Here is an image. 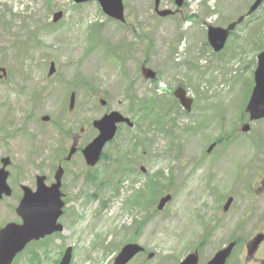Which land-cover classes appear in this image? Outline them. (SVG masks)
Masks as SVG:
<instances>
[{
    "label": "rangeland",
    "instance_id": "1",
    "mask_svg": "<svg viewBox=\"0 0 264 264\" xmlns=\"http://www.w3.org/2000/svg\"><path fill=\"white\" fill-rule=\"evenodd\" d=\"M153 1L124 0L121 23L95 1L0 0V67L7 70L0 82V159H10L7 182L13 190L6 199L12 206H0V225L17 221L13 204L21 196L19 185L34 191L38 174L50 181L57 153H67L80 127L85 128L83 148L97 134L91 122L110 111L133 124L117 126L94 167H87L80 154L71 157L62 189L68 201L59 219L63 232L31 244L12 264H55L66 246L72 247L70 264H112L128 242L145 251L127 264H177L194 250L203 264L233 240L230 219L257 203L264 214L259 191L264 119L250 123L246 133L239 130L248 122L243 109L255 57L264 47V3L235 28L225 50L214 54L206 44L205 23L226 27L254 0H182L179 11L165 18L156 16ZM160 9L177 10L174 0H160ZM56 11L63 16L53 23ZM51 63L54 73L48 76ZM172 63H184L185 72L174 78ZM143 64L156 73L155 82L140 76ZM180 83L193 99L190 112L172 95ZM72 92L75 104L69 110ZM154 93L167 101L163 107L174 108L161 117L160 127L132 113L136 99ZM222 137L228 139L217 142ZM113 170V180L119 181L110 180L111 187L104 188L99 182ZM86 176L94 180L87 183ZM165 193L172 199L157 212ZM146 212L153 214L148 222ZM238 252L228 264H235Z\"/></svg>",
    "mask_w": 264,
    "mask_h": 264
},
{
    "label": "water",
    "instance_id": "2",
    "mask_svg": "<svg viewBox=\"0 0 264 264\" xmlns=\"http://www.w3.org/2000/svg\"><path fill=\"white\" fill-rule=\"evenodd\" d=\"M76 3H82L91 0H74ZM103 12L109 17L123 21L122 0H97ZM159 1L154 0V8L156 14L165 17L171 14L168 10H159ZM263 0H255L249 8L247 15L251 14L258 8ZM178 6L181 5V0H175ZM62 13L57 12L53 16V20L57 21ZM243 20L240 17L236 22L227 26V28L212 27L207 25V38L215 51H219L231 30L235 25ZM142 73L146 78H153L154 72L147 68H142ZM53 73V64H51L49 74ZM254 87L252 89L249 103L246 111L250 114V120H258L264 118V50L257 55V66L253 73ZM185 93H177L187 110H189L190 101H185ZM104 104V101H101ZM73 106V95L70 98V108ZM44 120L46 118H43ZM120 122L130 123L128 119L123 118L118 112H110L104 115L101 119L94 121V126L99 130V135L83 150V155L88 165L93 166L99 159L102 147L110 140L116 130L115 125ZM243 131L247 130L244 126ZM209 147L208 151L212 149ZM74 150H70V154ZM2 167L0 168V198L2 195L9 196L10 189L6 184L8 176L5 167L8 159L1 160ZM43 177H37V189L32 192L27 187H22L24 195L16 209V213L22 219L21 225L8 224L0 231V264H10L15 255L20 252L24 246L31 240H38L46 235L62 230L57 220L61 215L63 202L61 200L60 174L56 176V182L50 187L43 184ZM170 200V196H164L159 200L157 208L160 210ZM231 199L229 198L225 204L227 209ZM233 245L230 244L226 248L219 250L206 264H224L226 258L230 254ZM142 249L137 245L128 244L122 248L120 253L114 260V264H126L136 253ZM71 249L67 248L59 264H69ZM150 257V256H149ZM198 255L196 252L188 254L179 264H197Z\"/></svg>",
    "mask_w": 264,
    "mask_h": 264
},
{
    "label": "flooded vegetation",
    "instance_id": "3",
    "mask_svg": "<svg viewBox=\"0 0 264 264\" xmlns=\"http://www.w3.org/2000/svg\"><path fill=\"white\" fill-rule=\"evenodd\" d=\"M3 76H7V70H4ZM171 110L174 108L171 106ZM79 134H74L70 137L71 144L76 145V151L71 154L70 157L74 156L75 154L81 153V148L79 147V141L82 137L81 134L84 132V127L79 129ZM65 156V155H64ZM64 156L56 158V166L61 164L64 167V174L66 173V164L71 160H65L63 161ZM264 169V164H263ZM145 171V170H144ZM69 175L70 172H67ZM151 175V174H150ZM264 176V172H263ZM85 181L87 183L90 182V177H84ZM261 184V188H259V191L261 192V197L264 200V179L259 180ZM47 182L46 177V183ZM64 181L62 182V188L64 187ZM20 200V198H19ZM19 200L14 199V202L18 204ZM64 201L67 203V196L64 193ZM0 206H11V204L8 203V201L4 198L0 199ZM245 210V209H244ZM262 211L260 207V203H257L256 206L251 205L249 208L245 210V213L243 215L235 216L232 219H230L227 222V225L232 228V234L234 235V238L232 241L227 243L226 245L230 243H234V247L232 249V252L230 256L227 259V263L231 260L233 257L235 251L239 250L240 252L237 253V257L234 259L235 264H264V214L261 213ZM153 214L146 212L145 218L147 221H149L152 218ZM215 224L216 221H213ZM1 227V226H0ZM219 226H217L218 228ZM241 235L243 236V239L241 238ZM225 245V246H226ZM242 256L240 257V255ZM241 258V263H240ZM233 260V259H232ZM231 260V261H232Z\"/></svg>",
    "mask_w": 264,
    "mask_h": 264
},
{
    "label": "bare ground",
    "instance_id": "4",
    "mask_svg": "<svg viewBox=\"0 0 264 264\" xmlns=\"http://www.w3.org/2000/svg\"><path fill=\"white\" fill-rule=\"evenodd\" d=\"M66 25V24H65ZM70 31V30H69ZM69 46V45H68ZM102 54V53H101ZM105 55V54H104ZM110 56V55H109ZM106 57V56H105ZM213 104V103H212ZM215 104V103H214ZM210 107V106H209ZM217 110V109H216ZM215 111V110H214ZM208 115V114H207ZM206 115V116H207ZM214 116V115H213ZM231 116V115H230ZM229 118V117H228ZM214 119V118H213ZM208 120V119H207ZM203 121V120H202ZM208 122V121H207ZM219 122V121H218ZM208 125V124H207ZM206 126V125H205ZM214 128V127H213ZM176 134V133H175ZM217 134V133H216ZM181 136V135H180ZM184 139V138H183ZM189 146V145H188ZM189 154V153H188ZM242 155V154H241ZM235 156V155H234ZM228 161V160H227ZM219 162V161H218ZM235 165V164H234ZM221 166V165H220ZM228 167H229V165H228ZM222 169H224V168H222ZM229 170H230V168H228ZM234 171V170H233ZM234 173V172H233ZM179 174V173H178ZM183 175V174H182ZM212 176V175H211ZM185 178V177H184ZM193 178V177H192ZM191 178V179H192ZM230 178V177H229ZM228 179V178H227ZM225 180V179H224ZM182 181V180H181ZM231 182V181H230ZM183 183V182H182ZM191 185V184H190ZM183 188H184V186H183ZM194 188H195V186H194ZM201 188V187H200ZM219 188V187H218ZM225 188V187H224ZM199 198V197H198ZM195 201V200H194ZM150 227V226H149ZM185 227V226H184ZM191 236V235H190ZM187 238V237H186Z\"/></svg>",
    "mask_w": 264,
    "mask_h": 264
}]
</instances>
